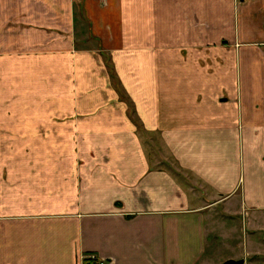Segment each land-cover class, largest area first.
<instances>
[{
	"label": "crops",
	"instance_id": "1",
	"mask_svg": "<svg viewBox=\"0 0 264 264\" xmlns=\"http://www.w3.org/2000/svg\"><path fill=\"white\" fill-rule=\"evenodd\" d=\"M257 212L264 0H0V264H212Z\"/></svg>",
	"mask_w": 264,
	"mask_h": 264
},
{
	"label": "rangeland",
	"instance_id": "2",
	"mask_svg": "<svg viewBox=\"0 0 264 264\" xmlns=\"http://www.w3.org/2000/svg\"><path fill=\"white\" fill-rule=\"evenodd\" d=\"M216 216L218 241L211 256L212 264H221L231 256L245 258V264H264V212L246 218H230L222 213Z\"/></svg>",
	"mask_w": 264,
	"mask_h": 264
},
{
	"label": "built area",
	"instance_id": "3",
	"mask_svg": "<svg viewBox=\"0 0 264 264\" xmlns=\"http://www.w3.org/2000/svg\"><path fill=\"white\" fill-rule=\"evenodd\" d=\"M79 264H110V260L106 257L91 253L82 255Z\"/></svg>",
	"mask_w": 264,
	"mask_h": 264
},
{
	"label": "water",
	"instance_id": "4",
	"mask_svg": "<svg viewBox=\"0 0 264 264\" xmlns=\"http://www.w3.org/2000/svg\"><path fill=\"white\" fill-rule=\"evenodd\" d=\"M221 264H245V258H227Z\"/></svg>",
	"mask_w": 264,
	"mask_h": 264
}]
</instances>
